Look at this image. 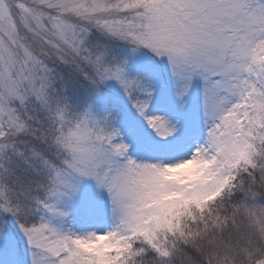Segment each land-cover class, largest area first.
Masks as SVG:
<instances>
[{
  "label": "snow or ice",
  "instance_id": "6c2138e0",
  "mask_svg": "<svg viewBox=\"0 0 264 264\" xmlns=\"http://www.w3.org/2000/svg\"><path fill=\"white\" fill-rule=\"evenodd\" d=\"M0 264H264V0H0Z\"/></svg>",
  "mask_w": 264,
  "mask_h": 264
}]
</instances>
